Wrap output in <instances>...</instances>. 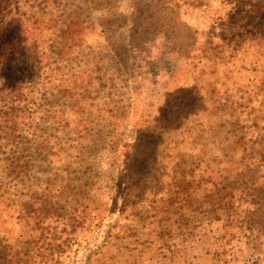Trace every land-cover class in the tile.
<instances>
[{"label": "trees", "instance_id": "trees-1", "mask_svg": "<svg viewBox=\"0 0 264 264\" xmlns=\"http://www.w3.org/2000/svg\"><path fill=\"white\" fill-rule=\"evenodd\" d=\"M179 1L144 0L146 8L138 6L123 30L143 55L156 47V39L146 34L164 26L159 38H173L167 30L179 39L183 30L182 47L194 50L171 54L185 66L189 61L186 81L191 84L180 83L171 91L175 94L163 113L141 124L139 140L123 145L109 132L110 150L95 151V139L81 137L67 151L76 150L84 170L73 178L68 170L50 178L43 164L54 153L45 133L38 134L42 121L34 118L45 106L40 85L54 84L60 62L71 65L75 49L68 39L80 37L79 25L73 19L66 27L68 47L52 49L55 58L47 70L41 26L32 24V18L46 13L45 1L0 0V264H60L55 254L62 259L73 245L80 250L85 226L101 229L107 214L115 215L108 227H120L123 236L107 230L105 243L135 237L141 247L152 239L157 254L169 262L179 252L171 241L188 238L196 249L200 236L206 256L213 253L209 264H237V233L264 230V0H184L188 11L183 17ZM31 27L38 36L35 47L28 45L34 43ZM194 47H199L197 54ZM78 87L69 80L64 91L74 95ZM187 138L194 145L190 151L182 149ZM142 139L150 144L140 146ZM86 140L92 145L84 146ZM33 144L35 155L29 149ZM31 168H36L37 187L41 177H49L41 193L30 192ZM31 208L37 212L27 216ZM47 217L60 221L62 233L75 238L47 242L39 234L25 240L23 233L10 241L11 223L27 226ZM44 245L45 257L28 258L30 250ZM255 262L264 264V257Z\"/></svg>", "mask_w": 264, "mask_h": 264}, {"label": "rangeland", "instance_id": "rangeland-1", "mask_svg": "<svg viewBox=\"0 0 264 264\" xmlns=\"http://www.w3.org/2000/svg\"><path fill=\"white\" fill-rule=\"evenodd\" d=\"M41 1L46 2H43L47 7L46 13L32 18V24L39 23L41 26L38 31L44 39L42 47L47 53V70L52 66L50 60L55 58L52 49L68 47L67 39L64 41L66 27L72 23L73 19H75L74 25H79L76 28L79 30L80 37L74 40L68 39L74 42L70 47L75 49L71 65L66 61L60 62L58 69L53 73L54 84L51 86L47 84L46 87L40 85V97L45 106L41 114L34 117L35 120L42 121L38 134L42 137L45 133L54 153L47 158L50 161L43 164L44 170L50 171V178L67 175L66 170H68L70 177L73 178L84 168L80 167L82 159L77 156L76 150L67 151L68 148L80 144L82 142L80 138L88 136V139L93 137L96 141L95 151L99 148L109 151L112 142L108 141L109 136H105L109 132L114 134V139H119L117 143L123 145L133 142L135 138L139 140V133L142 132L141 126H143L141 124L162 114L163 107L168 106L165 104L166 101L175 94L173 93L175 88L180 83L187 82L186 71L191 65L186 58H184L187 62L186 66L180 61L176 62L175 56L171 54L172 51L190 53L194 49L182 47L186 44L184 40L186 33L183 30L178 33L181 37L179 39L176 38L177 32L167 30L166 36L173 38L168 40L159 38L157 35L163 37L161 34V31L165 29L163 26L158 31L146 34V39L149 37L156 39L154 43L156 47H149L150 53L143 55L142 47H135L131 36L127 35L123 29L131 25L132 15L138 6L146 8L144 0ZM146 1L151 3V0ZM183 2L184 0L179 1L182 6L178 10L182 17L188 11ZM52 7L55 10L51 9ZM68 9L71 10L67 14ZM159 10L160 8L150 9L152 13ZM31 33L34 43L28 45L35 47L38 36L33 27H31ZM134 35L138 34L134 33ZM194 48L196 50L194 53L197 54L199 47ZM69 80L79 85L74 95L64 91ZM186 84L190 85L191 82ZM22 140L29 141L30 137ZM83 142L84 146H91L93 143L87 140ZM148 144L150 142L147 139L140 141V146ZM35 146L36 144H33L32 148H29L32 149L31 155H35ZM192 148L194 145L191 139H185L182 149L190 151ZM218 153H213V156ZM106 155L108 153L104 156L101 154V157ZM35 171L36 168H31L33 188L30 192L37 190L41 193L49 177H41L37 187ZM75 185L73 183V187ZM59 203L62 205L63 199L59 200ZM28 210L27 216L35 215L37 212L34 208ZM106 214L103 212V215ZM257 215V212H253L254 217ZM113 216L115 215L107 214L99 230L86 225L87 231L82 233L85 237L82 248L76 250L77 245H73L63 254L62 259H58L57 253L53 260L61 261L60 264H209L208 260L213 253L206 256V242L200 239V236L196 237L199 241L196 249H193L194 244L190 243L188 238L184 242L180 239L171 241L173 248L178 249L179 252L172 254L174 260L169 262L157 254V243H152V239H145L144 245L139 247L135 243V237L121 238L123 233L120 227L116 229L108 227V224H113L110 220ZM44 220L41 223L30 222L26 224L27 226L11 223L10 241L14 243L15 238L23 233H26L23 238L25 240L27 235L38 236L39 234L47 242L75 238L62 233L65 227L60 221L48 219V217ZM239 226L242 224L240 223ZM44 228H47L46 232L49 228L50 230L46 233ZM68 230H71V227H68ZM107 230H112L116 234L121 233V236L118 239L109 238L105 243ZM132 233H135L134 230ZM250 233L253 234L250 235ZM236 237L234 256L238 258L237 264H251L255 258L264 257V254L259 255V252H264V230L259 233L258 231L244 232L240 236L237 233ZM46 247L44 245L42 248L30 250L28 258L45 257Z\"/></svg>", "mask_w": 264, "mask_h": 264}]
</instances>
